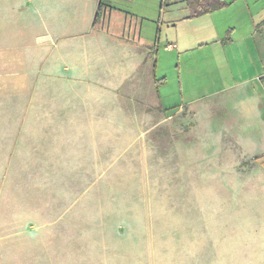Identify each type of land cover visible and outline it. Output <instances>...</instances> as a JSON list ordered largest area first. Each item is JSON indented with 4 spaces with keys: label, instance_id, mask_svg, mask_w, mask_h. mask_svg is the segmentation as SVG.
Returning <instances> with one entry per match:
<instances>
[{
    "label": "rangeland",
    "instance_id": "374dc122",
    "mask_svg": "<svg viewBox=\"0 0 264 264\" xmlns=\"http://www.w3.org/2000/svg\"><path fill=\"white\" fill-rule=\"evenodd\" d=\"M110 1L148 7L149 18L164 7L156 63L164 113L194 111L146 132L118 123L116 138L100 142V166L54 171L51 188L0 198V264H205L212 230L264 180V144L243 111L248 94L224 91L244 80L256 91V43L247 32L264 0H225L218 23L235 27L233 42L217 49L198 46L207 23L165 9L171 0ZM168 42L176 47L167 50Z\"/></svg>",
    "mask_w": 264,
    "mask_h": 264
},
{
    "label": "crops",
    "instance_id": "0c3cea01",
    "mask_svg": "<svg viewBox=\"0 0 264 264\" xmlns=\"http://www.w3.org/2000/svg\"><path fill=\"white\" fill-rule=\"evenodd\" d=\"M99 1L0 0L2 200L14 201L19 188H51L54 171L100 166V142L116 138L118 123L142 124L146 132L183 109L194 111L183 105L164 113L159 94L164 78L156 74L164 7L149 18L148 7ZM185 2L171 0L165 9L207 23L198 46L232 44L235 27L218 23L226 7L189 17ZM176 5L183 7H171ZM250 20L247 36L256 43L259 67L256 91L247 80L224 91L248 94L243 111L256 122L257 144H264V14ZM235 204L212 230L205 264H264V180L256 181L255 196L238 197Z\"/></svg>",
    "mask_w": 264,
    "mask_h": 264
},
{
    "label": "trees",
    "instance_id": "16d2710c",
    "mask_svg": "<svg viewBox=\"0 0 264 264\" xmlns=\"http://www.w3.org/2000/svg\"><path fill=\"white\" fill-rule=\"evenodd\" d=\"M185 3L189 17L208 13L226 5L225 0H186ZM99 4L102 5V0L99 1ZM260 161L264 166V155Z\"/></svg>",
    "mask_w": 264,
    "mask_h": 264
},
{
    "label": "built area",
    "instance_id": "2783aa9c",
    "mask_svg": "<svg viewBox=\"0 0 264 264\" xmlns=\"http://www.w3.org/2000/svg\"><path fill=\"white\" fill-rule=\"evenodd\" d=\"M171 47V46H170Z\"/></svg>",
    "mask_w": 264,
    "mask_h": 264
}]
</instances>
